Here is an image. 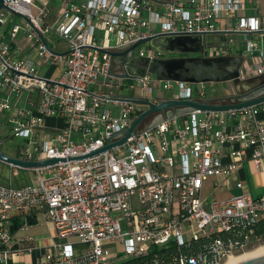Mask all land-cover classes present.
Segmentation results:
<instances>
[{
  "label": "built area",
  "instance_id": "1",
  "mask_svg": "<svg viewBox=\"0 0 264 264\" xmlns=\"http://www.w3.org/2000/svg\"><path fill=\"white\" fill-rule=\"evenodd\" d=\"M35 1L46 5L52 0H7V9L0 10V129L7 130L5 138L21 140L10 156L59 161L26 170L33 173L30 184H0V264L33 253L34 263L25 264H222L229 255L264 243V236L251 227L249 235L241 231L264 219V194L243 192L222 201L202 196L206 179L230 180L245 161L261 165L264 103L174 117L110 151L70 160L105 145L145 109L106 99L112 94L107 89L121 88L113 83L107 50L159 34H240L246 43L240 78L257 76L264 73V48L258 44L264 39V0H251L248 8V0H167L162 5L148 0H53L51 28L48 12ZM10 15L24 20L26 45L17 46L20 25ZM229 20L234 23L227 25ZM5 24L8 28L2 29ZM49 33L65 42L69 53L49 52L39 35L48 45ZM237 52L231 38L221 46L204 40V56ZM138 55L162 57L149 48ZM43 68L55 76H41ZM205 85L212 83L197 84L194 94L191 84L146 75L131 80L127 90L156 103L162 98L157 89L171 91L170 98L202 99ZM109 103L117 107L116 114ZM48 120L54 126H47ZM16 220L19 226L12 231ZM42 222L50 225L53 238L75 242L35 241L28 230ZM234 230L235 236L224 238ZM203 238L207 240L199 249L192 248ZM117 244L123 248L120 254ZM81 245L85 248L76 253L74 247ZM171 246L191 251L165 261L160 252ZM142 257L150 258L131 263Z\"/></svg>",
  "mask_w": 264,
  "mask_h": 264
},
{
  "label": "water",
  "instance_id": "2",
  "mask_svg": "<svg viewBox=\"0 0 264 264\" xmlns=\"http://www.w3.org/2000/svg\"><path fill=\"white\" fill-rule=\"evenodd\" d=\"M0 0V10L7 9ZM158 5L167 0H148ZM18 15L16 12L11 11ZM47 50L52 51L45 39L39 34ZM205 37L202 34L165 35L159 34L139 39L130 45H122L107 50L112 64H116L122 73L113 74L116 80H133L146 75L155 81L181 82L191 85L218 84L229 82L234 93L215 98H161L156 103L147 98H140L129 94H111L106 99L114 102H129L141 105L145 109L124 130L113 134L106 140V144L84 156L70 158L78 160L93 157L100 153L124 145L127 140L139 131L152 129L174 117L188 115L193 112H226L242 110L264 103V73L240 78V71L246 61L243 54L207 57L203 55ZM141 44L160 53L162 57L148 59L140 57L135 50ZM69 53L68 51L64 54ZM166 55V57H165ZM180 55V56H174ZM1 149V146H0ZM59 159L31 161L4 154L0 150V162L4 165L21 170H31L57 163ZM238 264H264V254L248 258Z\"/></svg>",
  "mask_w": 264,
  "mask_h": 264
},
{
  "label": "rangeland",
  "instance_id": "3",
  "mask_svg": "<svg viewBox=\"0 0 264 264\" xmlns=\"http://www.w3.org/2000/svg\"><path fill=\"white\" fill-rule=\"evenodd\" d=\"M254 3V1L248 0L246 6L247 8L249 7L250 4ZM52 5H53V0L49 2V4H44L42 3V1H35V6L37 7H41L42 9H44V11L48 12V16L46 17V21L48 23V26L54 27V12L55 9L52 10ZM57 7H60V4L57 3ZM33 14L36 15L37 11L35 8H32ZM248 10H246L245 12H243L242 14H238L239 16H244V14H247ZM10 19L13 20V24H19L20 25V32L16 38V43L17 46H23L26 45V41L24 39V20L22 18H20L19 16H14V15H10L9 16ZM234 20H229V23H226L227 25L229 24H233ZM8 28L7 24L3 25L2 29H6ZM47 39H48V43H51V39H54L52 33H49L46 35ZM254 39H257L255 36H253ZM229 38L232 39L234 45H237L236 41H239V38L242 39L243 41V36L239 35V34H231L230 36L228 35H206L205 36V41L207 43H218L220 46L224 45L225 43H227L229 41ZM59 44H63L62 41L59 42ZM115 44V38L113 36L110 37L109 39V45L113 46ZM242 47H244L245 42H241ZM240 44V45H241ZM259 47L260 48H264V39H261V41L259 42ZM239 44L237 46H240ZM51 46V44H50ZM148 48V46L146 44H141L140 46H138L135 50V53L138 54L139 51L143 50L146 51ZM207 53H205L206 55ZM174 56H180V55H174ZM166 57V55H165ZM54 74V75H53ZM40 75L41 76H50V77H54L55 73H53L51 71L50 68H43L40 70ZM57 75V73H56ZM100 81H102V78L100 79ZM109 81V80H108ZM114 84H119L120 85V89H116L115 87H113L112 89H107L106 92H110L112 94H131V91H128V86L131 84V80H120L119 82L117 80H115L113 82ZM193 93L195 94L196 92V87L197 85H193ZM206 87V91H205V98H215V97H219V96H223V95H229L231 93H234L233 90V86L231 83H218V84H212V85H205ZM91 90H94V88H92ZM179 89L178 87L174 86V90L173 92H178ZM156 95L161 98H168L171 96V91H167V90H162V89H157L156 91ZM10 102L13 103L14 102V95L11 96L10 98ZM116 113V112H115ZM0 118H2V115L0 114ZM2 135H1V139L4 138L3 144H2V151L6 154L9 155H14L16 154V150L18 145H20L21 140L14 138H5L6 136H8L7 130L2 127L0 129ZM32 176L33 173L31 171H26V170H20L17 168H11L10 166L4 165L3 163L0 162V184H2V186H13V187H20L23 185H27L30 184L32 182ZM218 195L217 190L215 188H213L211 185H207L204 187V189L202 190V196L204 199L210 201V200H217V201H222L225 199H228L232 196H229L227 198L224 199H217L215 198ZM214 196V197H213ZM235 196V195H233ZM122 229L124 230V226H122ZM51 227L50 225H46L44 222H42V226L41 228H34L31 230V235H33L35 241H41V242H46L45 240H52L51 239ZM57 241V240H56ZM66 242H71L74 243L75 239L74 238H68L67 240H65ZM65 242V243H66ZM259 245H264V243H256L253 245H250L247 248H244L243 251L240 252H235L232 255H238L247 251L252 250L253 248H255L256 246ZM85 248V245H81L78 246V248H75V251H80L81 249ZM116 249L117 252L120 254L123 251V248L120 244L116 245ZM115 260H120L119 258L115 257Z\"/></svg>",
  "mask_w": 264,
  "mask_h": 264
},
{
  "label": "crops",
  "instance_id": "4",
  "mask_svg": "<svg viewBox=\"0 0 264 264\" xmlns=\"http://www.w3.org/2000/svg\"><path fill=\"white\" fill-rule=\"evenodd\" d=\"M53 37L54 39H51V43L50 42L48 43V39H47L49 48H51L54 51L60 52V53H66L68 50L67 44L65 42H63V44H59L60 41L56 40L55 36ZM241 42H243L241 38H239V41H236L237 45L238 44L240 45ZM237 45H235V48L238 51L236 54H242L241 52L246 51V43L244 44V47H242V44L240 46H237ZM120 72L121 70L118 68V66L116 64H112V69H111L112 75L118 74ZM109 79L110 78H108V80ZM14 102H15V97H14ZM106 106L109 109H111L114 114L117 113V107L114 106L113 104L109 103ZM260 117L264 118V113L260 114ZM54 123L55 121L48 120L47 126L52 127L54 126ZM207 185H211L213 188L217 190L218 195L215 197L217 199H224L229 196L241 194L243 192H246L253 197H259L262 194H264V160L261 162L260 166L254 164L252 161H245L230 180H225L222 177H210L203 182V189ZM41 226L42 224L37 225V226L32 225L30 229L28 230V232L31 234L32 229L41 228ZM50 232H51L52 240L47 239L45 240L46 241L45 243H52V242L64 243L66 242L65 240L53 238L52 230H50ZM76 247L78 248V246H75L74 248ZM76 253H78V251ZM35 258H36L35 253L24 254L18 257H14V262L13 260H9L8 264H25L28 262L34 263Z\"/></svg>",
  "mask_w": 264,
  "mask_h": 264
},
{
  "label": "trees",
  "instance_id": "5",
  "mask_svg": "<svg viewBox=\"0 0 264 264\" xmlns=\"http://www.w3.org/2000/svg\"><path fill=\"white\" fill-rule=\"evenodd\" d=\"M21 170V169H20ZM19 226V221L18 220H16L15 222H14V225H13V230L12 231H14V229H16L17 227ZM252 228L253 229V232H254V234L255 235H258V236H264V219L263 220H260V221H258V222H256L254 225H252V226H246V227H242L241 228V231H242V234L243 235H249V228ZM235 231L236 230H234V231H232L231 233H229V234H226V235H224V238H227V239H231L233 236H235ZM205 240H207V239H201V240H198V241H196V242H194L193 243V245H192V248H194V249H199L200 247H201V244L202 243H205ZM210 239H208V241H209ZM207 241V242H208ZM189 251H191L190 249H188V248H181V250H178L176 247H173V246H171V247H169V248H167V250H165V251H163V252H160L161 253V255L164 257V259H165V261H168V260H170V259H173L174 257H176L177 255H178V253H187V252H189ZM150 257H142V258H138V259H135V260H133V261H131V263H139V262H141V261H143V260H148Z\"/></svg>",
  "mask_w": 264,
  "mask_h": 264
},
{
  "label": "bare ground",
  "instance_id": "6",
  "mask_svg": "<svg viewBox=\"0 0 264 264\" xmlns=\"http://www.w3.org/2000/svg\"><path fill=\"white\" fill-rule=\"evenodd\" d=\"M264 254V245H259L253 248L250 251L238 254V255H229L222 264H238L248 258L256 257Z\"/></svg>",
  "mask_w": 264,
  "mask_h": 264
}]
</instances>
